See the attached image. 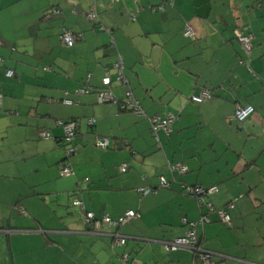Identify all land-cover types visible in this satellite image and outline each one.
<instances>
[{
	"label": "crops",
	"instance_id": "crops-1",
	"mask_svg": "<svg viewBox=\"0 0 264 264\" xmlns=\"http://www.w3.org/2000/svg\"><path fill=\"white\" fill-rule=\"evenodd\" d=\"M159 3L0 0V264H128L126 255L136 264H193L191 250L164 248L185 233L183 218L196 222L204 212L183 185L216 186V208L234 203L232 228L214 216L198 228L215 264H264V0H172L149 9ZM91 10L97 23L86 18ZM186 24L194 39L183 37ZM64 29L81 36L72 47L61 41ZM236 31L252 36L249 54ZM120 59L144 113L177 116L158 141L146 118L120 107ZM107 74L117 103L99 104ZM202 90L210 98L193 103ZM246 105L254 113L238 123L235 108ZM68 121L77 125L71 142L57 125ZM98 136L109 138L107 150L95 146ZM64 165L72 175H59ZM161 177L169 188H159ZM75 200L98 218L140 216L95 232ZM115 234L125 245L114 244Z\"/></svg>",
	"mask_w": 264,
	"mask_h": 264
},
{
	"label": "built area",
	"instance_id": "built-area-1",
	"mask_svg": "<svg viewBox=\"0 0 264 264\" xmlns=\"http://www.w3.org/2000/svg\"><path fill=\"white\" fill-rule=\"evenodd\" d=\"M160 3L158 6L153 7L150 6L149 9L153 12L163 10L169 5H172V0H159ZM87 20L97 23L98 22V16L97 13L94 10H91L86 15ZM131 19H135L133 16ZM101 30H104L103 27H100ZM195 30L189 25L186 24L183 28L182 35L183 37L187 39H194L195 37ZM80 35H75L71 31L64 29L60 38L61 41L67 46L72 47L75 42L80 39ZM235 38L238 40V42L242 45L245 53L249 54L251 51V41L252 36L250 34H245L241 31L235 32ZM1 45V44H0ZM114 69L116 70V82L124 87H126V90L124 92L125 101L120 105L122 110H129L133 112L134 114L146 118V120L149 123L150 131L152 133L153 138L158 141V132L163 131L166 134H169L171 131V126L173 123L177 120V116L174 114H167V115H154V116H147L142 107L140 106V103L134 98L132 91L128 88V81L123 75V64L122 60L120 59L117 63L114 64ZM6 78H12L13 72L11 70H7L5 73ZM102 85L103 90L97 92V101L99 104L104 103H117V100L113 96V94L110 91L112 80L110 76L107 74L102 79ZM89 92L88 87L82 88L78 90V94H87ZM210 92L207 90H202L198 95H192L191 101L193 103L199 104L205 101L206 99L210 98ZM2 102V95L0 94V105ZM64 105L71 106L73 105V102L68 99L63 100ZM254 113V108L251 105L246 106H236L234 111V119L238 123H242L246 121L249 117H251ZM89 126L93 125V121H88ZM57 125L61 126L64 131V140L66 142H71L76 134H77V125L74 122H58ZM40 138L43 140H49L51 139V136L49 133L42 131L40 132ZM95 146L105 151L109 148L110 140L107 137H101L98 136L95 138ZM67 155H69L70 150H66ZM128 165L124 164L119 168L120 173H126L128 171ZM167 168L170 172L174 173L177 172L178 174H185L187 172V168L182 166L181 164H167ZM72 170L69 165H64L63 168L60 171L61 177H68L72 175ZM84 181H88V179H85ZM169 187V183L166 181L165 178H160L159 188L165 189ZM183 188L187 189L188 193L198 198L199 203L203 202L204 197L207 195L213 194L216 190L215 188H200V187H187L186 185L182 186ZM140 194L142 196H146L150 194L153 189H140ZM73 206L76 207L82 217L83 223L90 228L92 231L99 232L104 225L108 227H114L119 228L126 224H128L130 221L139 218V214L137 212H134L132 210L126 211L123 215L116 219L110 218L108 215H103L101 217H96L92 212L87 211L84 207V204L81 200H75L73 202ZM234 205L229 204L228 209H233ZM209 208V212L215 213L222 223L229 224L230 223V216L227 212L224 210H213L212 208ZM210 223L209 216L203 215L201 219L198 222H188L185 218L182 219V224L187 227V230L185 231L184 235L182 237L176 238L171 242H166L164 244V248L166 252L174 251L179 248H187L191 250L195 255V260L193 264H214V262L210 259V254L202 249L200 238L198 236L197 227L198 226H204ZM114 244L123 246L125 245V239L118 234L112 235ZM124 261L128 264H136L134 261H130L128 259V256L126 255L124 257Z\"/></svg>",
	"mask_w": 264,
	"mask_h": 264
},
{
	"label": "trees",
	"instance_id": "trees-1",
	"mask_svg": "<svg viewBox=\"0 0 264 264\" xmlns=\"http://www.w3.org/2000/svg\"><path fill=\"white\" fill-rule=\"evenodd\" d=\"M65 45V44H64ZM66 46V45H65ZM247 54V53H246ZM103 86V85H102ZM103 90V88L100 90V91H102ZM198 95V94H197ZM129 111V110H128ZM70 122H74V121H70ZM74 123H76V122H74ZM62 169V168H61ZM61 171V170H60ZM60 171H59V175H60ZM187 187H200V188H205V189H209V188H215V192L213 193V194H211V195H207L206 197H204V200H203V202H201V203H199V201H198V198L197 197H195V196H193V195H191L190 193H188V191H187V189H185V188H183L182 187V191L183 192H185L186 194H187V196H190V197H192V198H194L195 200H196V202H197V204L199 205V207L200 208H203L204 209V212H203V214H202V216L201 217H203V215H207V216H209V219H210V223H212L213 222V220L211 219V217L212 216H214V218H215V221L216 222H218V223H221V224H223V225H225V226H227V227H231L232 228V218H231V214H230V212L234 209V207H233V209H228V206H229V204H233L234 205V203L233 202H230V203H228V204H226L224 207H222V208H216L212 203H211V201H210V199H211V197H213L214 195H216L217 193H218V188L216 187V186H212V187H204V186H201V185H195V186H187ZM169 188V187H168ZM165 189H167V188H165ZM153 192V191H152ZM151 192V193H152ZM208 206L210 207V208H212L213 210H220V209H222V210H224L225 212H227L228 214H229V216H230V223L229 224H225V223H222L221 222V220L219 219V217L215 214V213H211V212H209V208H208ZM188 221V220H187ZM188 222H190V221H188ZM196 222H198V221H196ZM209 223V224H210ZM205 226V225H204ZM204 226H198L197 227V232H198V228H203ZM186 227V226H185ZM186 230H187V227H186ZM185 230V231H186ZM184 235V234H183ZM182 235V236H183ZM181 236V237H182ZM199 236V235H198ZM179 238V237H178ZM200 238V237H199ZM176 239V238H175ZM173 241V240H172ZM200 242H201V247H202V249L203 250H205L204 248H203V245H202V240H201V238H200ZM206 252H208L207 250H205ZM194 254V253H193ZM210 259H211V255H210ZM194 260H195V255H193V262H194ZM212 260V259H211ZM215 264V263H214Z\"/></svg>",
	"mask_w": 264,
	"mask_h": 264
}]
</instances>
